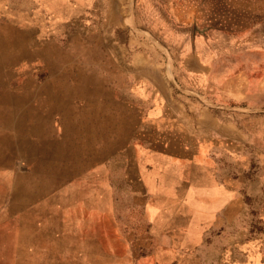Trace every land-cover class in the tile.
<instances>
[{
	"label": "rangeland",
	"instance_id": "1",
	"mask_svg": "<svg viewBox=\"0 0 264 264\" xmlns=\"http://www.w3.org/2000/svg\"><path fill=\"white\" fill-rule=\"evenodd\" d=\"M77 1L75 5L63 0H0V264H31L41 251V210L57 209L35 197L40 196L34 193L37 175L22 146L23 130L15 124L29 113L23 108L28 100L25 90L35 91L50 80L49 100L44 98L47 94L43 98L48 106L59 105L58 111L47 110L51 135L57 139L56 155H61L74 147L67 137L72 118L83 121L89 116L85 97L66 99L70 92L85 88L89 67H96L102 79L112 72L140 74L144 82L136 85L139 93L118 80L112 85L114 95L167 102V109L177 116L174 121L182 125L189 121L188 114L204 111L200 104L215 98L212 90L223 84V108L209 109L213 116L217 111L224 115L226 129L236 130L235 147L227 145L220 165L223 192L200 206L209 214L197 220L199 234L192 240L195 246L200 242L199 249L185 251L191 259L178 263L264 264V0ZM78 4L96 5L88 18L100 22L106 14L111 24L95 30L62 19L64 7L74 9ZM94 31L96 44L87 41ZM192 52L197 57H190ZM56 67L65 70L59 77L63 81L52 80ZM80 69L87 73L80 76L81 87L76 75L67 74ZM209 83L214 85L211 90ZM106 141L101 146L98 140L96 147L105 151L122 142ZM76 142L78 148L89 149L90 140ZM137 144L130 139L128 147ZM59 173L72 172H51L48 198H78V192L83 198L85 188L73 187V182L53 184ZM139 223L146 229L144 221Z\"/></svg>",
	"mask_w": 264,
	"mask_h": 264
},
{
	"label": "crops",
	"instance_id": "2",
	"mask_svg": "<svg viewBox=\"0 0 264 264\" xmlns=\"http://www.w3.org/2000/svg\"><path fill=\"white\" fill-rule=\"evenodd\" d=\"M96 9V5L91 8L78 4L74 9L72 5L66 6L60 12L62 19L95 30L110 25L106 14L103 22L88 18ZM104 11L108 10L104 8ZM95 33L89 34L88 42L96 44ZM195 53L189 56L197 57ZM52 71L53 81L64 80L59 77L65 75V70L56 67ZM85 71L67 72L77 76L79 87L85 80V88H78L72 95L70 92L66 99L75 101L85 97L91 107L85 120L72 118L67 137L72 138L74 147L56 155L57 139L51 135L48 110L58 111L59 105L48 106L50 80L42 82L35 91L25 90L28 100L23 108L29 113L15 121L16 127L23 130L22 146L30 170L37 175L34 193L40 196L35 197L47 207L49 204L57 207L41 210V251L31 264H185L178 261L191 259V255L183 253L199 249L200 242L195 246L192 240L199 234L195 228L197 220L209 214L208 210H200V206L210 198H217L219 191L223 192L220 165L227 145L230 149L235 147L236 130L226 129L224 115L217 111L213 116L209 109L223 108V84L212 90L215 98L200 104L205 110L188 114L189 121L182 125L174 121L177 116L167 109L170 106L167 102L160 100L157 104V100L114 95L112 85L118 80L138 90L136 85L144 82L140 74L121 71L113 75L112 72L102 79L96 67H89V75L82 80L80 76L87 74ZM213 86L209 83V90ZM60 97L65 98L63 91ZM227 100L236 102L237 98ZM98 106L104 110H98ZM82 139L90 140L88 150L78 148L80 143L76 141ZM113 139H120L121 145L108 146L105 151L96 147L98 140L102 146L106 140ZM130 139L138 142L136 148L128 147ZM53 170L71 171L69 175L59 173L53 184L64 186L73 182V187L85 188L84 197L78 192V198H48ZM194 203L198 206L193 207ZM140 221L145 222L146 229L139 227L143 224Z\"/></svg>",
	"mask_w": 264,
	"mask_h": 264
}]
</instances>
